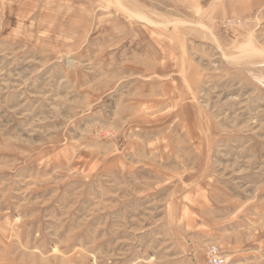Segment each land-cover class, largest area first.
Listing matches in <instances>:
<instances>
[{
	"label": "rangeland",
	"instance_id": "374dc122",
	"mask_svg": "<svg viewBox=\"0 0 264 264\" xmlns=\"http://www.w3.org/2000/svg\"><path fill=\"white\" fill-rule=\"evenodd\" d=\"M264 264V0H0V264Z\"/></svg>",
	"mask_w": 264,
	"mask_h": 264
},
{
	"label": "built area",
	"instance_id": "2783aa9c",
	"mask_svg": "<svg viewBox=\"0 0 264 264\" xmlns=\"http://www.w3.org/2000/svg\"><path fill=\"white\" fill-rule=\"evenodd\" d=\"M205 264H230L227 258L214 246H208L205 251Z\"/></svg>",
	"mask_w": 264,
	"mask_h": 264
}]
</instances>
